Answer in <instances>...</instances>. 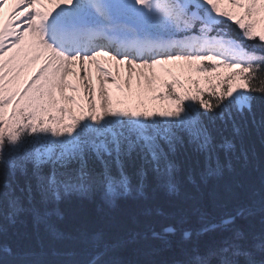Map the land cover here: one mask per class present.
Listing matches in <instances>:
<instances>
[{
    "label": "snow or ice",
    "instance_id": "snow-or-ice-1",
    "mask_svg": "<svg viewBox=\"0 0 264 264\" xmlns=\"http://www.w3.org/2000/svg\"><path fill=\"white\" fill-rule=\"evenodd\" d=\"M0 264H264V0H0Z\"/></svg>",
    "mask_w": 264,
    "mask_h": 264
},
{
    "label": "trees",
    "instance_id": "trees-1",
    "mask_svg": "<svg viewBox=\"0 0 264 264\" xmlns=\"http://www.w3.org/2000/svg\"><path fill=\"white\" fill-rule=\"evenodd\" d=\"M255 150L257 153L261 150V145L259 140L255 141ZM161 202H163V194H158ZM98 200L93 202H79L70 201L62 205L65 211V219L62 222V226L68 230H71L74 226L80 223H87L89 227H96L101 225V220L99 214L96 210V205ZM134 208L132 201H121L119 206L110 213V219L113 224L118 225V228H110L113 234L118 233L123 227L129 225V213ZM259 227V221L254 222ZM178 253L175 249L163 252L158 258L161 259H172L175 258ZM121 258L133 259L137 258L134 256L132 251H125L121 253Z\"/></svg>",
    "mask_w": 264,
    "mask_h": 264
},
{
    "label": "bare ground",
    "instance_id": "bare-ground-1",
    "mask_svg": "<svg viewBox=\"0 0 264 264\" xmlns=\"http://www.w3.org/2000/svg\"><path fill=\"white\" fill-rule=\"evenodd\" d=\"M95 75V74H94Z\"/></svg>",
    "mask_w": 264,
    "mask_h": 264
}]
</instances>
